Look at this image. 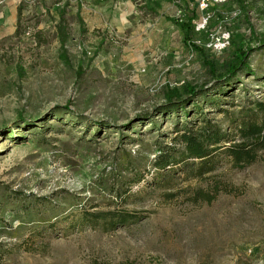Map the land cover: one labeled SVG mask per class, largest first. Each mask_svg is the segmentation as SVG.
Listing matches in <instances>:
<instances>
[{
  "label": "rangeland",
  "instance_id": "rangeland-1",
  "mask_svg": "<svg viewBox=\"0 0 264 264\" xmlns=\"http://www.w3.org/2000/svg\"><path fill=\"white\" fill-rule=\"evenodd\" d=\"M196 1L0 0V264H264V150L241 170L153 179V144L176 134V113L156 111L165 91H211L242 46L255 75L230 88L264 96V0ZM189 20L198 50L175 23ZM128 153L144 179L120 203L110 190ZM217 181L232 192L193 199ZM114 208L140 220L70 225Z\"/></svg>",
  "mask_w": 264,
  "mask_h": 264
},
{
  "label": "trees",
  "instance_id": "trees-1",
  "mask_svg": "<svg viewBox=\"0 0 264 264\" xmlns=\"http://www.w3.org/2000/svg\"><path fill=\"white\" fill-rule=\"evenodd\" d=\"M175 23L184 34V44L198 50V46L190 40V20ZM255 40L264 46V35L255 36ZM249 51L250 47L236 48L231 59L225 61L226 78L211 91L186 83L181 91L170 88L164 92L165 101L156 111L159 114L176 113L173 122L176 134L171 138V144L159 141L153 144L156 153L151 166L155 171L153 179L156 186H171L175 180L174 171L182 172L186 177L203 178L225 164L241 170L257 162L259 153L264 150V96H237L234 93L239 86L230 88L232 80H238L240 75H255L246 64ZM205 109L207 111L204 112ZM125 138L127 136L122 134L121 141ZM121 159L123 162L119 165L124 166L120 168L130 176L117 179V186L110 190L120 203L129 194L131 185L144 179V174L139 172V164L134 165L129 153ZM220 192L231 193L232 188L223 181H217L209 191L196 190L193 199L209 204ZM138 220L140 217L135 212L114 208L83 211L70 225L112 231Z\"/></svg>",
  "mask_w": 264,
  "mask_h": 264
},
{
  "label": "built area",
  "instance_id": "built-area-1",
  "mask_svg": "<svg viewBox=\"0 0 264 264\" xmlns=\"http://www.w3.org/2000/svg\"><path fill=\"white\" fill-rule=\"evenodd\" d=\"M224 2L225 0H197L196 4L197 7L199 8V10L204 11L207 9L209 2ZM180 13V11H179ZM207 23V17L206 16H202L201 19L199 20V22L196 24V29L200 30L203 29L204 26ZM227 40V36H222L221 40H219V42L216 44V48H222L225 45V41Z\"/></svg>",
  "mask_w": 264,
  "mask_h": 264
},
{
  "label": "crops",
  "instance_id": "crops-1",
  "mask_svg": "<svg viewBox=\"0 0 264 264\" xmlns=\"http://www.w3.org/2000/svg\"><path fill=\"white\" fill-rule=\"evenodd\" d=\"M99 9H97V11H98ZM102 11H105V9L104 10H102Z\"/></svg>",
  "mask_w": 264,
  "mask_h": 264
}]
</instances>
